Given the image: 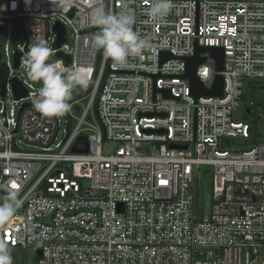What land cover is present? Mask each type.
Listing matches in <instances>:
<instances>
[{"label": "built area", "instance_id": "obj_1", "mask_svg": "<svg viewBox=\"0 0 264 264\" xmlns=\"http://www.w3.org/2000/svg\"><path fill=\"white\" fill-rule=\"evenodd\" d=\"M122 3L134 11V30L152 47L118 64L91 38L100 30L94 10L115 13ZM152 3L0 0V43L2 24L8 26L7 62L0 60L6 73L0 195L13 192L21 201L0 225V240L30 248L29 264H264V143L225 147L231 138L249 137V125L233 118L242 104L264 119L262 104L246 97L247 80H264V0H172L163 22L149 20ZM57 23L64 28L58 47ZM12 26L22 33L13 66ZM41 41L51 44L49 62L89 81L87 93L69 101L73 107L62 127L60 116L44 117L33 107L34 95L25 87V54ZM195 44L223 49L220 72L206 52L195 69L205 88L215 74L222 76L220 96H193L183 77ZM163 52L171 56L162 58ZM13 78L24 96L14 94ZM201 167L211 176V209L196 216Z\"/></svg>", "mask_w": 264, "mask_h": 264}, {"label": "clouds", "instance_id": "obj_2", "mask_svg": "<svg viewBox=\"0 0 264 264\" xmlns=\"http://www.w3.org/2000/svg\"><path fill=\"white\" fill-rule=\"evenodd\" d=\"M171 9L172 0H153L147 12L149 20L163 22ZM94 19L100 30L92 36L91 43L114 63H126L130 57L140 56L152 47L149 39L134 30L135 13L126 3H122L121 10L115 13L98 6L94 10ZM52 54L53 50L46 42L32 43L24 61L29 79L41 84L34 94L33 107L44 117H59L70 112L73 105L69 101L74 89L86 88L89 83L78 71L49 62ZM20 206L21 201L15 193L0 195V225L7 224ZM0 264H13L10 247L3 240H0Z\"/></svg>", "mask_w": 264, "mask_h": 264}, {"label": "rangeland", "instance_id": "obj_3", "mask_svg": "<svg viewBox=\"0 0 264 264\" xmlns=\"http://www.w3.org/2000/svg\"><path fill=\"white\" fill-rule=\"evenodd\" d=\"M2 27L4 30L1 33V43H0V60L2 64H5L7 62L6 55H5V39L7 36V24H2ZM18 35H22L21 31L18 30L17 27L12 26L11 29V37L9 39L8 48H9V59L12 64V57H13V50L15 49L16 45V37ZM66 43L71 45L72 40L70 37V30L66 28ZM51 48V44L49 43L47 45ZM23 66L19 67L17 70L20 72H23ZM13 68V67H12ZM248 84L252 83L253 89L246 88V97L251 98L255 97L260 101L262 104L263 110H264V87H259V85H264L263 79H252L247 80ZM25 87L29 94H35L36 91L41 87V84L36 81H32L28 78L27 83H25ZM87 93V91L84 88H76L73 91L72 99L79 98L84 96ZM12 97L11 95H8L5 99V105L6 107L10 106V101ZM29 100V99H28ZM28 100H24L22 103L27 102ZM83 103H85V100H83ZM19 105H17L15 108L17 109ZM74 112H79V107H74ZM61 117V127L63 126V120L64 115ZM233 118L235 120H240L246 122L249 127V137L248 138H242V137H235L231 138L230 142L225 145L226 148H248L253 144L257 143H264V119L257 118L256 117V109L252 108L249 113L246 112L244 108V104H242L237 111L233 114ZM24 149H31L27 147L26 145L22 144ZM110 145H108L109 147ZM205 167H201V171H204ZM203 175L195 180V189H194V210L196 216H201L203 214H207L211 209V191H210V185H211V176L209 174V171L205 170ZM11 254L13 257V264H29L32 260V254L31 249H27L26 251H23L22 249L18 247L10 248Z\"/></svg>", "mask_w": 264, "mask_h": 264}, {"label": "water", "instance_id": "obj_4", "mask_svg": "<svg viewBox=\"0 0 264 264\" xmlns=\"http://www.w3.org/2000/svg\"><path fill=\"white\" fill-rule=\"evenodd\" d=\"M54 31L57 34V41L56 46L58 47L63 41V34H64V28L60 24H56L54 26ZM208 53L212 58L215 60V70L217 72H220L223 68V49L220 47H205V46H199L195 44V53L193 56L187 57L185 59L186 61V68L185 73L183 74V77L188 79L189 85L191 88V93L193 96L197 97L200 95H206V96H220L222 94V87H223V79L222 76L217 73L214 76L213 84L210 88H205L203 84L199 81V79L196 76V66L197 64L201 63L204 58L200 57V53ZM57 56L65 57L66 62H69V57L64 55L63 53H57ZM171 56L168 52H163L162 58H166ZM20 61V56L17 55L15 57V65H17ZM12 87L14 94L17 97L24 96L25 95V89L22 87L21 83L16 79H12ZM5 92V81L0 82V94L4 95ZM164 96L167 97L168 92H164ZM87 149H83L82 152H85Z\"/></svg>", "mask_w": 264, "mask_h": 264}, {"label": "trees", "instance_id": "obj_5", "mask_svg": "<svg viewBox=\"0 0 264 264\" xmlns=\"http://www.w3.org/2000/svg\"><path fill=\"white\" fill-rule=\"evenodd\" d=\"M5 75H6L5 70H4V68L0 62V82L4 79ZM252 85H253L252 83H250V84L246 83V88L253 89ZM259 87H264V85H259ZM251 98L254 100L256 105L261 104L260 101L258 99H256L255 97H251ZM94 106H95V103H94Z\"/></svg>", "mask_w": 264, "mask_h": 264}]
</instances>
